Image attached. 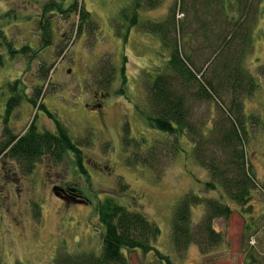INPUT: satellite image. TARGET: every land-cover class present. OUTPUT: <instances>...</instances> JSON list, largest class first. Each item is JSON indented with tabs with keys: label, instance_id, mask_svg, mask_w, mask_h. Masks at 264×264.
Wrapping results in <instances>:
<instances>
[{
	"label": "rangeland",
	"instance_id": "374dc122",
	"mask_svg": "<svg viewBox=\"0 0 264 264\" xmlns=\"http://www.w3.org/2000/svg\"><path fill=\"white\" fill-rule=\"evenodd\" d=\"M46 1L0 0V26L5 35L0 46V138L4 128L19 136L31 122L41 131L54 133L58 122L80 155L66 151L60 161L44 155L30 170L23 160L0 157V264H53L61 253L63 260L84 252L99 256L104 227L98 212L108 198L143 213L159 229L149 241L150 249H123L128 264H253L241 250L243 234V246L255 254L260 250L262 254L253 257L256 264H264V196L260 191L252 202V216L238 214L233 206L227 221L215 220L224 236L217 244L204 251L193 243L181 252L174 248L170 218L175 204L186 193L218 199L220 191L205 189L210 176L194 159L188 135L175 137L152 129L140 115L147 110L141 72L146 68L153 72L166 56L157 37L139 32L128 19L136 0H78L90 17L81 31L78 16L63 12L73 0H54L59 6L51 15L45 12ZM139 2L140 20L160 21L174 0H162L152 8H146L144 0ZM263 8L252 30L253 48L247 49L243 61L257 81L253 95L243 103L248 163L259 182L264 181ZM39 20L48 22L49 46L42 45ZM202 41L200 36L191 39L187 52L192 48V57L200 55L193 59L194 70L207 74L208 60L219 57L218 47L214 54ZM24 46L27 50L21 52ZM103 57L109 59L107 69L113 68L114 76L105 89L99 65ZM46 66H52L47 75ZM122 66L126 78H121ZM15 83L19 98L7 114L6 102L14 94ZM38 86L40 95L35 92ZM119 90L124 94L114 93ZM188 105L192 121L208 133L217 118L214 103L190 97ZM125 124L131 138L144 139L145 149L158 145L151 168L126 164V158L136 154V145L132 140L124 147ZM54 187L70 188L75 199L86 202L66 201L61 191L53 192ZM225 202L231 203L227 198ZM204 215V204L191 206L194 230ZM250 223L253 227L244 230Z\"/></svg>",
	"mask_w": 264,
	"mask_h": 264
},
{
	"label": "trees",
	"instance_id": "16d2710c",
	"mask_svg": "<svg viewBox=\"0 0 264 264\" xmlns=\"http://www.w3.org/2000/svg\"><path fill=\"white\" fill-rule=\"evenodd\" d=\"M161 1L144 0V6L152 8ZM140 2L136 0L134 12L128 19L139 32L157 37L162 56L164 51L166 56L161 65L152 69L153 72L147 68L141 72L140 82L146 87L147 110H141L140 115L152 129L175 137L181 134L188 135L194 146V159L210 176L209 182L205 183V189L220 191L218 199H203L197 194L186 193L175 204L170 218V237L178 252L191 243L204 251L205 248H210L224 239L216 228V219L227 221L233 213V206L238 208V214L242 215L245 212L250 217L255 193L260 191L264 196V181L257 180L247 156L246 146L249 138L243 103L245 97L253 95L257 86L255 76L243 67V61L248 54L247 49L253 48L252 30L264 7V0H174L160 21L140 20L138 17ZM46 3L45 12H48V15H51L50 11L53 8L59 6L54 0H47ZM63 12L78 16L79 31L82 24L90 20L89 13L78 0H73ZM39 21L42 45L49 46L51 33L48 22ZM4 36L0 26V46ZM199 36L207 43V49H212L214 54L215 46L218 47L219 57L208 60L207 74L201 70H194L193 59H200V55L198 58L192 57V48L187 52L189 45L187 43ZM4 43L11 47L9 41ZM25 50L26 46L21 48V52ZM108 64L109 59L104 57L99 63L104 89L111 84L114 77L113 68H110V72L107 69ZM51 67L46 66L45 75ZM123 69L122 66L120 74L123 73ZM121 78H126L124 73ZM12 88L15 91L6 102L7 114L14 108L19 98L17 83L13 84ZM40 91L41 86L36 87L35 92L40 95ZM106 93L109 94L107 90ZM114 93L124 94L122 90ZM190 97L214 103L217 118L208 133L203 130V126L199 127L192 121L191 108L188 105ZM34 101L31 100L35 104ZM38 105L43 108L41 100ZM48 115L51 116L49 113ZM123 127L124 147L130 145L132 140L136 145V154L127 157L126 164L129 167L143 165L151 168L150 165L157 155L156 150L159 149L158 145H150L145 149L144 139L131 138L128 124ZM54 130V133L50 130L41 131L34 122H31L29 129L17 138L8 127L4 128L0 138V157L23 160L29 165L30 170L44 155L56 161H60L66 151H77L80 155V149L58 122H55ZM76 161L79 165L80 159L77 158ZM79 166L82 170L81 165ZM225 198L231 203L225 202ZM201 203L205 206V215L194 230L190 225V208ZM98 213L100 223L104 227L100 255L84 252L73 257L68 255L63 260L61 253L57 255L53 264H128L123 249H150L152 246L149 241L159 233L158 227L143 213L130 211L118 205L112 198L101 203ZM251 225L250 223L243 226L244 230L253 227ZM245 236L243 234L242 242ZM242 242L240 245L245 258L255 262L256 258L253 255H259L258 252L255 254L248 251Z\"/></svg>",
	"mask_w": 264,
	"mask_h": 264
},
{
	"label": "flooded vegetation",
	"instance_id": "af4514ba",
	"mask_svg": "<svg viewBox=\"0 0 264 264\" xmlns=\"http://www.w3.org/2000/svg\"><path fill=\"white\" fill-rule=\"evenodd\" d=\"M30 125H31V123H30ZM29 127H30V126H29ZM29 127L26 128V129L24 130V132H26V131L29 129ZM24 132H23V133H24ZM23 133H21L19 136H17V138L20 137L21 135H23ZM65 187H66V186H65ZM65 187H63V189H58L57 187H54V188H52V189H56L57 192H58V191H61V193L64 195V196H63V199L66 200V201H68V200L80 201V199H75V196H76V195H73V194L71 193L70 188H65ZM64 188H65V189H64ZM53 192H54V190H53Z\"/></svg>",
	"mask_w": 264,
	"mask_h": 264
},
{
	"label": "crops",
	"instance_id": "0c3cea01",
	"mask_svg": "<svg viewBox=\"0 0 264 264\" xmlns=\"http://www.w3.org/2000/svg\"><path fill=\"white\" fill-rule=\"evenodd\" d=\"M236 210L238 211V209H236ZM257 252H258V254H261L260 250H258V249H257ZM251 263L256 264V262H251Z\"/></svg>",
	"mask_w": 264,
	"mask_h": 264
},
{
	"label": "water",
	"instance_id": "95a60500",
	"mask_svg": "<svg viewBox=\"0 0 264 264\" xmlns=\"http://www.w3.org/2000/svg\"><path fill=\"white\" fill-rule=\"evenodd\" d=\"M54 190V192L56 191V189H53ZM57 194V193H56ZM79 202H85V200H81V201H79Z\"/></svg>",
	"mask_w": 264,
	"mask_h": 264
}]
</instances>
